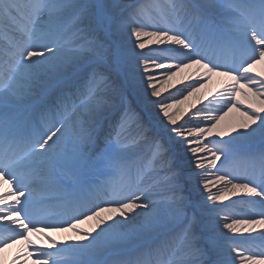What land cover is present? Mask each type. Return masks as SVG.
Instances as JSON below:
<instances>
[{"label": "snow or ice", "instance_id": "snow-or-ice-1", "mask_svg": "<svg viewBox=\"0 0 264 264\" xmlns=\"http://www.w3.org/2000/svg\"><path fill=\"white\" fill-rule=\"evenodd\" d=\"M29 262L264 264V0H0V264Z\"/></svg>", "mask_w": 264, "mask_h": 264}, {"label": "bare ground", "instance_id": "bare-ground-1", "mask_svg": "<svg viewBox=\"0 0 264 264\" xmlns=\"http://www.w3.org/2000/svg\"><path fill=\"white\" fill-rule=\"evenodd\" d=\"M213 87H215V85H213ZM34 239H35V237H33ZM56 238L58 239V240H62L63 238H64V236L63 235H56ZM14 248H12L9 252H8V254L6 255V257L7 258H11V256L13 255V253L16 251V250H14ZM6 261H7V259H5ZM29 264H30V262H29Z\"/></svg>", "mask_w": 264, "mask_h": 264}]
</instances>
